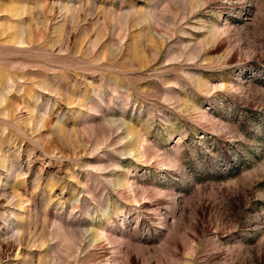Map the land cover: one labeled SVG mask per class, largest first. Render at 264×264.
Instances as JSON below:
<instances>
[{
  "label": "rangeland",
  "instance_id": "374dc122",
  "mask_svg": "<svg viewBox=\"0 0 264 264\" xmlns=\"http://www.w3.org/2000/svg\"><path fill=\"white\" fill-rule=\"evenodd\" d=\"M0 264H264V0H0Z\"/></svg>",
  "mask_w": 264,
  "mask_h": 264
}]
</instances>
